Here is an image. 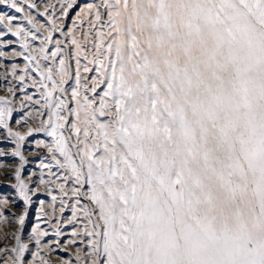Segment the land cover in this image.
<instances>
[{
	"label": "snow or ice",
	"instance_id": "6c2138e0",
	"mask_svg": "<svg viewBox=\"0 0 264 264\" xmlns=\"http://www.w3.org/2000/svg\"><path fill=\"white\" fill-rule=\"evenodd\" d=\"M0 5L23 13L0 14V39L26 61L0 63L19 85L0 96V171L24 205L0 199V264H264V0ZM34 203L51 231L26 242Z\"/></svg>",
	"mask_w": 264,
	"mask_h": 264
},
{
	"label": "rangeland",
	"instance_id": "374dc122",
	"mask_svg": "<svg viewBox=\"0 0 264 264\" xmlns=\"http://www.w3.org/2000/svg\"><path fill=\"white\" fill-rule=\"evenodd\" d=\"M34 2L40 6V8H39L40 11H44V7H43L44 4L55 3L56 0H34ZM87 2H92V0H78V6H82L84 3H87ZM96 2H98V0H96ZM24 7L26 8L27 6L24 5ZM77 10H78L77 8H74L69 12L70 20L72 18H74ZM5 12H7L9 15H15L19 18L18 20L13 21L14 25L20 24L22 22L23 13H16L15 10L9 9L7 7V5H0V14H4ZM32 14L36 15V11L32 10ZM37 19L39 21H41L42 23H46V20L44 17L37 16ZM23 23H24L25 27H29L27 25L26 21H24ZM3 31H5V29H3L2 26H0V32H3ZM57 37H58V33H57ZM9 40L14 41V43L8 45L6 42ZM34 43L36 45H38L39 41H36ZM19 45H20L19 39L17 37H13L11 34L5 35V36H3L2 39H0V51H4V52L9 53V57H10L9 59H5L3 57H0V63H3L6 66H9L8 67L9 72H10V65L12 63H16V64L20 65L21 68L26 63V61H24L22 57H11V53L13 51H22V49L20 48ZM82 63H85V61L82 60ZM73 64H74V61H73ZM4 71H5L4 68H0V72H4ZM85 75H91V74H85ZM9 82H11L14 86L19 87V85L16 81L11 80L10 76H9L8 81H5L4 79L0 78V96L7 95L6 88L9 84ZM33 91H35V89H32V88L28 89L29 94L32 93ZM21 95H22V93L17 92V96H21ZM22 102L23 101H20V100L15 101L17 107L13 113V120L14 121L16 119H19L24 114V111H26V109L21 110L19 108V104ZM14 126H15V124H14ZM2 139H3V131L0 130V141H2ZM36 139L50 140V138H45L42 135L29 138V143L26 145V148H25V151H26V154L28 155V160H29V163L26 165L25 170H24L25 178L30 176L32 172L39 173L41 170L39 169L38 164L43 157L48 155L46 150H44L43 148H40V149L36 148V146H35ZM0 148H3V149L10 151L12 148H14V145L11 142H0ZM33 152H39L40 154L39 155H31V153H33ZM2 162L7 163L13 167L17 166V164H18V161H16L14 158H11V157L4 159ZM32 179L34 181L35 179H37V177H33ZM13 183H15V181L11 177L10 174H7V173L0 171V199L7 197L12 202L7 209H4L6 215H10L12 212H16L17 214H19L24 207L23 202L18 199L17 194L15 193V190L12 187H10V184H13ZM33 199L35 201L45 200L46 203L51 202V198L48 197L47 195L43 194V189H42L41 194L34 197ZM46 210H48V209H46ZM38 215H39V204L34 203L31 207V209L29 210L28 219L26 220V224H25L23 234H22V239H24L26 242L28 241V237L30 236L32 229L35 227V225L37 223H40L41 227H43V228H49V231H51V228L49 227L48 224L44 223L43 220H38ZM63 215L65 217H69V216H71V212L66 210ZM53 223H55V221H53ZM71 228H72V225H68V227L64 231L70 232ZM66 238L67 237H65V239ZM46 239L50 240L51 237H48ZM0 246H3L2 241H0ZM30 248H34V242L30 243ZM59 255L61 257L67 258L68 254L66 252H60ZM53 264H59V261H57L55 258H53Z\"/></svg>",
	"mask_w": 264,
	"mask_h": 264
}]
</instances>
